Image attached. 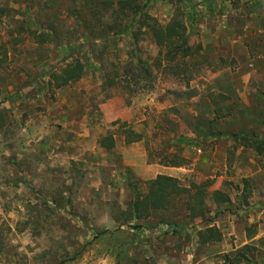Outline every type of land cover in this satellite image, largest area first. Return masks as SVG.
Returning a JSON list of instances; mask_svg holds the SVG:
<instances>
[{
  "label": "rangeland",
  "instance_id": "374dc122",
  "mask_svg": "<svg viewBox=\"0 0 264 264\" xmlns=\"http://www.w3.org/2000/svg\"><path fill=\"white\" fill-rule=\"evenodd\" d=\"M120 1L0 0V264H264V151L232 137L264 141V7L131 0L187 26L194 54L170 63ZM76 59L86 75L51 86ZM115 122L142 141L126 145ZM108 133L112 151L98 143ZM173 162L182 185L210 180L231 203L209 201L211 222L181 200L128 221ZM208 227L221 242L199 243Z\"/></svg>",
  "mask_w": 264,
  "mask_h": 264
},
{
  "label": "trees",
  "instance_id": "16d2710c",
  "mask_svg": "<svg viewBox=\"0 0 264 264\" xmlns=\"http://www.w3.org/2000/svg\"><path fill=\"white\" fill-rule=\"evenodd\" d=\"M259 1L261 6L264 7V0ZM120 4V8L123 11H134V22L139 24L140 29L146 28L156 45L160 48V55H163L166 61L174 63L179 59L184 60L193 56L194 51L189 44L187 26L182 21L174 19L167 25L162 26L147 14L139 15L138 9L135 8V3L131 2V0H122ZM31 34L36 35V32H31ZM7 61V43L0 42V68H3V64ZM86 73L87 68L85 64L81 60L76 59L65 67L51 72L49 84L56 89H60L74 81L82 79ZM115 125H120V129H124L123 133L125 134L126 145L142 141L140 134L134 132L131 128H127V123L120 124L119 122H115ZM232 137L236 142L243 143L246 147L253 148L259 154H263L264 141L260 142L258 139L248 135L235 134ZM98 143L103 150L112 151L116 147L115 135L108 133ZM181 163L173 162L172 167H178ZM211 184L212 182L208 180L200 183L191 182L190 185L185 186L175 177L159 175L148 182V192L146 195L135 196L130 202L125 215L128 221H145L161 211L168 210L175 201L181 200L184 202L189 217L211 222L212 219L208 218L211 212L208 204L209 201L218 208L224 204L231 203L230 196L223 191L217 190L210 194L209 188ZM215 214L217 215L219 212L216 211ZM222 238L221 231L216 227H208L198 232V239L201 245L221 242ZM245 249H248V247L246 246Z\"/></svg>",
  "mask_w": 264,
  "mask_h": 264
},
{
  "label": "crops",
  "instance_id": "0c3cea01",
  "mask_svg": "<svg viewBox=\"0 0 264 264\" xmlns=\"http://www.w3.org/2000/svg\"><path fill=\"white\" fill-rule=\"evenodd\" d=\"M126 153H127L126 151L123 152V154L125 155V158L127 157V154ZM157 173H158L157 176H159V175H166V176L175 177V178L181 180V177L176 174L175 169L173 167H167L165 165L164 166L159 165L158 168H157Z\"/></svg>",
  "mask_w": 264,
  "mask_h": 264
}]
</instances>
